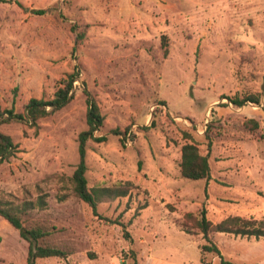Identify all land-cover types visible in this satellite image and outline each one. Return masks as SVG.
I'll return each instance as SVG.
<instances>
[{"label": "rangeland", "instance_id": "1", "mask_svg": "<svg viewBox=\"0 0 264 264\" xmlns=\"http://www.w3.org/2000/svg\"><path fill=\"white\" fill-rule=\"evenodd\" d=\"M75 66L64 108L37 128L0 127L15 146L0 163V196L21 206L47 195L21 221L67 254L36 264H264V237L215 233L218 254H202V235L183 231L201 209L212 223L240 217L264 230V0L0 1L2 109L50 99ZM84 88L104 119L103 141L86 144L87 187L135 186L96 215L67 180L87 130ZM256 95L259 104L230 102ZM190 142L208 157L207 181L180 175ZM27 246L0 217V264H26Z\"/></svg>", "mask_w": 264, "mask_h": 264}, {"label": "trees", "instance_id": "2", "mask_svg": "<svg viewBox=\"0 0 264 264\" xmlns=\"http://www.w3.org/2000/svg\"><path fill=\"white\" fill-rule=\"evenodd\" d=\"M3 1V0H0ZM37 14H42L43 11H37ZM81 36H79L80 38ZM80 40V39H78ZM76 40V41H78ZM165 45V43L163 44ZM167 50H164L166 55ZM80 68L74 67L71 73H68L58 82V86L50 99H36L31 98L24 106L22 112H16L14 106L10 109H2L0 106V127L4 124L13 122H25L33 128L38 127V121L53 115L62 108H64L74 96L73 84L79 80ZM84 85V82H82ZM86 96L87 111H86V124L87 130L81 132L78 136V163L73 171L71 177L67 180L71 187V194L87 204L94 215H96L97 204L103 201H112L117 198H122L135 188L133 184L127 182L124 185L106 188H88L86 180V144L89 140L93 142H101L102 138H95V132H99L103 126V116L100 113L98 105L91 94L83 89ZM230 102L236 106L241 107L245 103L252 104L260 103V96H248L242 99H230ZM249 128L255 129L258 124L254 121L249 122ZM207 134L208 147L211 144V138ZM188 138L187 134H184ZM15 153V146L11 138L4 135L0 131V163L9 160ZM180 175L182 178L190 181H207L210 177V166L208 157L202 155L193 142L185 143L181 147V156L179 162ZM47 195H39L36 202H24L21 206L14 205L4 200V195L0 196V217H2L13 229L19 232V235L24 239L27 246L26 264H36L38 259L46 258H64L67 254L63 251L43 245V240L47 233L41 227L27 228L23 226L21 221L22 215L27 210H32L35 207L44 209L46 207ZM68 197L66 194L59 198L63 201ZM255 222L240 217H227L218 223H212L206 216V210L201 209L197 213H187L184 215L183 231L186 234H193V230H197L205 244L201 246V253L213 252L218 254V248L211 241V235L215 233H228L241 236H253L255 238L264 237V230L256 227ZM122 229L124 226L120 224ZM128 238V234H124Z\"/></svg>", "mask_w": 264, "mask_h": 264}]
</instances>
